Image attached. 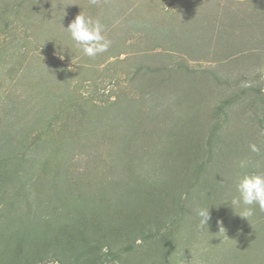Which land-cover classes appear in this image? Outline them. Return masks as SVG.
Wrapping results in <instances>:
<instances>
[{
  "label": "rangeland",
  "instance_id": "rangeland-1",
  "mask_svg": "<svg viewBox=\"0 0 264 264\" xmlns=\"http://www.w3.org/2000/svg\"><path fill=\"white\" fill-rule=\"evenodd\" d=\"M0 171V264L264 262V0H0Z\"/></svg>",
  "mask_w": 264,
  "mask_h": 264
},
{
  "label": "trees",
  "instance_id": "trees-1",
  "mask_svg": "<svg viewBox=\"0 0 264 264\" xmlns=\"http://www.w3.org/2000/svg\"><path fill=\"white\" fill-rule=\"evenodd\" d=\"M0 173H1V171H0ZM264 224V215H263V218H262V221H261V225H259V226H262ZM9 230L11 229V231H9L8 233H6L5 231H3V232H0V235L3 237V236H5V235H7V236H10V234L12 233V230L14 229V228H12V227H7ZM7 228H6V230H7ZM25 229H27V231H25V232H19V233H15V232H13L12 234H14V235H16V236H18V237H20L19 238V240L17 241V243L16 244H18V248H22L23 249V247H24V245H22V244H24V242L26 241V239H27V236H28V233H29V228L28 227H26ZM38 235H36V237H37ZM39 238H41L42 236H38ZM44 243H45V240H44V242H43V245H41V244H38V243H36L35 245L36 246H40L41 248H43V247H45V245H44ZM93 248V247H92ZM33 262H34V260H33V258H31V264H33ZM260 264H264V262L262 261Z\"/></svg>",
  "mask_w": 264,
  "mask_h": 264
}]
</instances>
